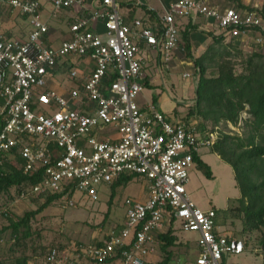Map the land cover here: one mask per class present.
<instances>
[{"label": "built area", "instance_id": "built-area-1", "mask_svg": "<svg viewBox=\"0 0 264 264\" xmlns=\"http://www.w3.org/2000/svg\"><path fill=\"white\" fill-rule=\"evenodd\" d=\"M43 2L52 7V18L73 12L67 38L58 46L50 43ZM3 7L26 20L24 36L2 30ZM119 11L116 0H0V166L19 158L24 175H40L20 198L58 194L64 208L74 206L76 191L95 200L94 184H113L127 175L145 181L144 200H125L120 230L81 247L75 258L61 259L50 248L48 264H77L78 258L90 264H149L158 235L175 228L198 233L194 264H230L225 258L242 254L244 242L220 233L216 211L200 210L186 192L194 155L217 136L202 132L198 118H170L154 104L146 109L137 104L143 90L140 46L168 66L180 46L179 21L192 15L212 20L224 38L255 32V42L264 44V17L260 10L221 12L209 0L171 2L154 23L127 21ZM63 77L69 88H62Z\"/></svg>", "mask_w": 264, "mask_h": 264}, {"label": "rangeland", "instance_id": "rangeland-1", "mask_svg": "<svg viewBox=\"0 0 264 264\" xmlns=\"http://www.w3.org/2000/svg\"><path fill=\"white\" fill-rule=\"evenodd\" d=\"M135 4L137 0H117V2ZM146 0H140L145 4ZM157 1V0H156ZM165 1V0H159ZM120 13L123 12L121 6ZM46 11L52 7H44ZM72 10L62 11L55 18L49 17L48 24L51 28L50 43L58 46L60 42L67 38V28L70 23L69 16ZM1 22L3 31L9 32V35H25L28 26L26 20L19 16L13 15L7 8L1 9ZM55 35V36H54ZM194 36V40H197ZM233 40H224L227 44ZM238 43V40H236ZM240 44V43H239ZM240 47L243 54L257 51L264 54L261 47L264 44L256 45L254 42H245ZM183 57L185 56L182 52ZM241 63L237 62L236 69H241ZM194 66V65H193ZM193 66L181 67L175 72H170L169 87L165 85V92H170L177 98L186 95L187 103L185 113L193 106L195 98V81L196 69ZM183 72L189 75L182 76ZM215 70H208V75ZM168 73H164L167 75ZM62 88H69L71 84L66 82V77L60 80ZM160 89V87H159ZM163 91V92H164ZM160 90L145 88L140 95L150 98L153 94H159ZM192 101V102H191ZM248 118L245 113L240 115L239 123L236 126L221 123L217 128L207 123L204 133H228L230 135L245 136L248 128L245 127L244 121ZM198 120V119H197ZM202 121L200 120V123ZM197 156L201 161L210 168L212 178H207L202 170L194 162L188 171L189 181L186 184V192L190 200L202 211L214 209L216 211V223L219 232L234 238H240L246 243L245 251L240 255L228 256L225 258L230 264H264V248L258 243V239L264 229L260 231H244L243 219L238 217L235 208L238 206L240 197L239 182L235 180L234 173L229 164L224 162L212 151L211 147H203L198 151ZM132 178L121 185L112 184H94L92 186L96 193V199L92 200L85 192L76 191L72 200L73 207H65L61 202L54 201L40 214L30 220L28 225L29 236L19 240V246H15V238L8 229V218H21L26 212L35 211L44 201V198L27 195L20 198L18 190L11 189L8 193L0 195V264H14V259L20 254L29 256L30 264H48L45 256L50 248L58 250V257L61 259L69 258L73 253H80L81 247H87L90 244L101 242L113 230H118L125 220V200L134 199L142 200L146 197V186L143 178L137 175H130ZM2 211L8 213V217L2 215ZM19 235L18 237H20ZM174 236L177 241L171 251L172 257L170 264H194V259L198 254L197 241L199 235L196 232H186L175 228ZM74 255V254H73ZM78 256V255H77ZM164 255L157 249L154 256L150 257L149 264H161ZM77 264H90L83 258L79 259ZM102 264H119L117 261Z\"/></svg>", "mask_w": 264, "mask_h": 264}, {"label": "trees", "instance_id": "trees-1", "mask_svg": "<svg viewBox=\"0 0 264 264\" xmlns=\"http://www.w3.org/2000/svg\"><path fill=\"white\" fill-rule=\"evenodd\" d=\"M147 13L150 21L155 22L156 14L150 11ZM190 29L193 27H187L182 32L181 40L184 54L192 61L198 77L194 104L188 109L186 117L200 119V129L205 132L207 123L212 124L214 129L221 123L236 126L242 113L248 116L244 121L245 127L248 128L245 136L220 132L211 148L220 159L231 166L234 178L239 182L240 197L235 211L236 215L243 219L244 231H260L264 229V54L255 50L243 54L239 44H225V38L218 35L211 36L212 43L195 58L191 54ZM237 62L241 63L240 70L236 69ZM208 70L215 72L208 75ZM193 159L203 174L209 179L212 178L209 166L201 161L197 154ZM19 161L20 159L16 158L0 166V195L8 193L11 189L18 190L19 195L30 184L39 181L40 175H24ZM131 178L130 175L122 176L112 185H121ZM38 197L44 198V201L35 211L26 212L15 220L8 218L7 227L11 229V234L17 242L16 247L19 246V240L29 236L30 220L59 200L61 195ZM6 214L2 215L8 217V213ZM121 227L119 226L118 230ZM19 235L21 236L18 237ZM158 239V248L164 255L161 264H170L172 254L169 249L175 245L177 238L173 230L168 229L160 233ZM258 243L264 248V230ZM244 246L246 248L245 242ZM14 264H30L29 256L20 254L14 259Z\"/></svg>", "mask_w": 264, "mask_h": 264}, {"label": "crops", "instance_id": "crops-1", "mask_svg": "<svg viewBox=\"0 0 264 264\" xmlns=\"http://www.w3.org/2000/svg\"><path fill=\"white\" fill-rule=\"evenodd\" d=\"M117 1V0H116ZM138 6L132 3H122L123 1L117 2L119 6L123 5L121 13L127 21H131L134 19H150L149 14L147 11L155 12L156 15L158 13H162L164 9H166L171 2L176 0H146L145 4H141L140 0ZM46 2H43V20L48 24V20L50 17L51 10L46 11L44 7H46ZM209 5L213 8H216L219 11H224L225 9L232 8L239 12H253L259 11L264 17V0H209ZM50 6V5H49ZM121 9V7H120ZM59 15V14H58ZM52 18V17H50ZM151 23H154L151 21ZM3 27V25H2ZM189 27H193L191 31H189V40L191 45V54L193 57H199L207 48L208 45L212 43L211 36H218L219 33L217 28L212 24V20H206L201 16L192 15L187 19H182L179 21V31H180V46L177 50H175L171 61L169 62L168 66H163L159 63L158 55L155 51L148 48L145 44H141L140 46V56L142 58V78L140 80L141 84L145 88H153L160 90L159 94L152 95L150 98L142 97L141 95L137 98V104L146 109L149 104H154L158 111L162 112L164 115L170 118H177L179 120H187L189 118L186 117L185 109L190 105L187 103L186 95L183 94L181 98H177L175 95H172L170 92H165V85L169 87L170 84V72H175V70H179L181 67L185 66L191 69L190 67L193 66L192 61L187 58L186 56L183 57L182 52L183 44L181 40L182 32ZM3 30V29H2ZM51 30V28H50ZM9 35V32L5 31ZM210 34V35H209ZM15 36V35H10ZM23 35H17L20 37ZM53 36V35H52ZM55 36V35H54ZM194 36H197V40H194ZM257 37V33L251 32L245 38H238V39H227L224 40H233L234 44L238 43L240 47H242L245 42H255ZM264 51V47H261ZM264 53V52H263ZM194 68V66H193ZM195 68L193 69V71ZM168 73L164 75V73ZM197 72H194V74ZM186 74L189 75L188 72H183L182 76ZM188 77V76H187ZM197 74H196V81H197ZM196 81L194 90L196 87ZM160 87V89H159ZM164 91V92H163ZM192 102V101H191ZM194 103V101H193ZM146 198V197H145ZM143 198L142 200H144ZM74 254V255H73ZM71 257L76 256V253H73ZM69 256V258H71ZM75 258V257H74ZM80 258H78L79 260ZM80 261V260H79ZM78 261V262H79Z\"/></svg>", "mask_w": 264, "mask_h": 264}]
</instances>
